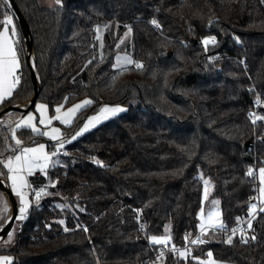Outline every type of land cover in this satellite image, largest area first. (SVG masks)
Returning <instances> with one entry per match:
<instances>
[{"label":"trees","instance_id":"16d2710c","mask_svg":"<svg viewBox=\"0 0 264 264\" xmlns=\"http://www.w3.org/2000/svg\"><path fill=\"white\" fill-rule=\"evenodd\" d=\"M14 2L30 30L36 101L51 113L92 101L64 134L102 105L128 111L66 144L46 176L30 178L46 192L32 196L12 236L0 241V256L11 264H145L161 248L149 236L168 235V247L182 250L199 235L205 243L192 244L186 259L170 251L161 264H198L209 251L222 264H264V211L248 214L259 189L253 176L264 167V123L247 119L264 101V0H62L54 8ZM6 11L17 32L20 80L0 111L34 94L23 32L0 0V28ZM105 24L98 57L97 29ZM128 27L125 50L142 67L113 69ZM207 36L216 43L205 49ZM258 111L264 116V106ZM16 136L24 146L42 139L27 128ZM247 142L251 161L244 159ZM14 147L0 127V160ZM6 174L0 164L4 181ZM206 179L211 193L202 204ZM214 200L228 230L199 234L198 212ZM4 203L0 190V208ZM249 221L243 236L225 243L226 232Z\"/></svg>","mask_w":264,"mask_h":264},{"label":"snow or ice","instance_id":"6c2138e0","mask_svg":"<svg viewBox=\"0 0 264 264\" xmlns=\"http://www.w3.org/2000/svg\"><path fill=\"white\" fill-rule=\"evenodd\" d=\"M4 6L7 8L10 5H8V0H3ZM55 3L57 5L62 4V0H55ZM151 24L155 25L156 27H159L158 22L153 19L150 21ZM3 27L0 28V101H3L5 97H9L13 94V90L16 87V85L19 83V76L17 75V70L20 68V62L17 56V51L15 48V41L12 39V37H15L17 35L16 28L13 22V17L7 13V11L4 14L3 21H2ZM9 26H11V29H9ZM127 27V26H126ZM99 31V29H97ZM132 29L131 27H128V33H131ZM216 38L214 36H207L202 39V44L205 46V49H207V46L209 44H215ZM135 63L136 68H141L142 64L136 61H133L130 57L127 55L125 56H116V63L112 65L113 69L121 68L122 65H130ZM67 99V98H66ZM260 101L257 100V103ZM92 103L91 100H85L81 104H76L71 108H68L66 111H61L62 106H57L55 108V115L50 116L48 114V108L46 105L42 103H35V110L39 113V123L41 125H51L53 120L59 121L61 124L68 125L71 122L72 117L76 113L78 109L82 107V105H87ZM124 109L120 106L115 107H109L105 106L100 109V112L92 117H89L88 120L84 123V126L79 129L71 137V139L75 140L76 137L81 135L84 131H86L90 126L94 125V123H98L101 119H107L109 116L115 115L118 112L123 111ZM249 117L252 118V123L255 124L257 120L264 119V116L255 115L251 112H249ZM35 117L31 111L27 113L26 116L22 117L21 120L17 123L16 129H12V139L15 141L18 148H20L21 140L17 138L16 131L17 129H20L22 126L31 127V130L33 133H39V129L36 127V125L33 123ZM44 136L50 137L52 141H55V150L51 153H48L45 151V144H39L37 147H23L20 148L18 152L15 153L14 156L9 157L7 160H0V164L3 165L5 169H7V181L11 184V190L12 192L18 197L19 199V208L18 212L19 215H15L14 219L22 220L24 219L25 213L27 212L29 208V199L27 194L25 193L24 189L30 187L29 182L26 180V176H30L33 174V172L36 169H39L41 173H44L47 175L46 169L49 167L50 163H54L52 161V157L56 156L59 151L64 147V144L66 141L64 139H61V131L59 128L52 127L50 131L43 132ZM247 175L252 176L253 170L249 168ZM204 199H208V190H209V181H204ZM35 191V198L37 200L40 199L42 194H45L46 192V186L40 187L39 189H32ZM259 198L260 202L264 204V167L259 168ZM203 204V200L201 201ZM217 203V202H214ZM257 209V205L250 204L248 207V214L249 216H253L254 212ZM7 206L4 205L2 208H0V215L6 213ZM139 211V210H137ZM260 211H264V208H261ZM200 230L202 234H207L208 229L211 228L214 231L215 230H221V231H227V226L224 224V222L221 220V213L219 210H210L207 214V219L205 220L203 215V209L200 213ZM237 224L240 222V217L236 218ZM60 223H63V221H60ZM79 227V225H77ZM249 227H251V222L249 221ZM65 231H68L67 228H65ZM84 231L87 232L88 229L84 228ZM232 234L235 235L237 231L241 232V235L243 236V230L239 229L238 227H234L231 229ZM8 236L11 237L12 233L9 232ZM149 242L156 244V245H167L171 242V237L168 235L165 236H149L148 237ZM188 237H185V240L187 241ZM192 244H203L205 243V240L201 237H197L194 240H191ZM225 243L231 244L232 243V236H228L227 240H225ZM173 253L179 252V256L181 258H187L191 253L190 250L185 248V250H178L175 248V245L173 244L172 248ZM163 255V253H161ZM198 261V264H217V261L213 258V253L209 251L207 253V259H200L199 257L195 258ZM11 257L4 256L0 257V264H11Z\"/></svg>","mask_w":264,"mask_h":264},{"label":"rangeland","instance_id":"374dc122","mask_svg":"<svg viewBox=\"0 0 264 264\" xmlns=\"http://www.w3.org/2000/svg\"><path fill=\"white\" fill-rule=\"evenodd\" d=\"M38 2H39V4H40L42 7H46V8H54V7H57V6H58V5L55 3V0H38ZM107 26H108V24H107V25L105 24V25H102V26L98 27V29H99V31H97V32H98V47H99V49H100V52H99V54H98V57L101 56V47H102L101 36H102V33L107 29ZM127 32H128V30L122 34V36L120 37V39H119V41H118V47H122V48H124V50L121 51V52H119L117 55H119V56H125V55H127L128 57L131 58V55L129 54V52H127V51L125 50L126 47L129 45V43L131 42V33H128L127 35H125ZM117 55H116V56H117ZM116 56H115V58H114V63H116ZM131 59H132V58H131ZM124 66H126V65H122V67H124ZM118 69H119V68H118ZM85 100H90V99L85 98V99H82V100H80V101L75 102L74 104H72V105H70V106H67V107H63V106H62L61 111H62V112H63V111H66L68 108H71V107H73V106L76 105V104H81V103H82L83 101H85ZM28 102H29V101H28ZM28 102H26V103H24V104H17V105H14V106L25 107V106L27 105ZM37 102L46 105L45 103H43V102H41V101H36L35 103H37ZM88 105H89V104H87V105H82V107L76 111V113L74 114V116H73L72 119H71L70 124H68V125H64V124H61L59 121H55V120H53V122H52L51 125L45 126V125H41V124L39 123V113L36 112V110H35V104H34L33 109L29 110V111H31V112L33 113V115H34V117H35L33 123H34V124L36 125V127L39 129V133H34V134H36V135H40V136L42 137V139H41L39 142H37V143H35V144H33V145H30V146H24L23 144H21V145H20V148H23V147H37L39 144H45V145H46V147H45V151L49 153V150L55 146L56 142H55V141H52V140L50 139V137H48V136H44V135H43V132L50 131L52 127H56V128H59V129H60V131H61V139H64V140L66 141V143L64 144V146H65L66 144H68V143H70V142H73V141L77 140L78 138H80L81 136H83L85 133H87V132H89V131H91V130L97 128V127H98L99 125H101L102 123H104V122H106V121H108V120H111V119H113V118L119 117V116L125 114V113L128 111V107H126V106H124V105H118V104H116V105H102V106L99 107L96 111H94L93 113H91V114H89L88 116H86V117L83 119V121L81 122L80 127H79L77 130H75L71 135H66V134H64V133L62 132V128H63V127L70 126V125L74 122V120L77 118L78 114H79L84 108H86ZM46 106H47V105H46ZM105 106H109V107L120 106V107H122L124 110L121 111V112H118V113L115 114V115L109 116L107 119H101L98 123H94V125L90 126V127H89L86 131H84L81 135H79L78 137H76L75 140L71 139V137H72L73 135H75V133H76L77 131H79V129L82 128V127L84 126V123L88 120L89 117H92V116L97 115V114L100 112V109H101L102 107H105ZM133 106H136V102L133 103ZM7 107H8V106H7ZM56 107H57V106L54 107V110H53V112L51 113L49 107L47 106V108H48V114H49L50 116H54V115L56 114V113H55V108H56ZM5 108H6V107H5ZM5 108H4V109H5ZM4 109H2L0 112H2ZM29 111H28V112H29ZM28 112H26V113L16 112L15 115H13V117L18 116V117H19V120H18V121H20L21 118L24 117V116H26ZM9 117H12V113L5 114V115H3V116L1 117V120H2V121L0 122V127H1V128L5 127V126L9 123V122H8V119H10ZM10 120H11V119H10ZM2 126H3V127H2ZM16 126H17V125H16ZM16 126H15V128H16ZM21 128H27V129H30V130H31V127H27V126H22ZM7 131H9V130L7 129ZM31 131H32V130H31ZM9 133H10V132H9ZM50 143L53 144V145H50L51 148L48 147V144H50ZM13 145H14L15 147L17 146L14 140H13ZM20 148L17 149V150H14V149H13L15 152L13 151V153L10 155V157H11V156H14L15 153L18 152V151L20 150ZM62 149L64 150V147H63ZM11 152H12V151H11ZM58 158H59V157H52V161H53L54 163H50V164H49V167L46 169V172H47V173H48V171H49L50 169H52L53 167H55V166L57 165ZM35 173H40L42 176H46L44 173H41V172L39 171V169H36V170L33 172V174H35ZM33 174L30 175V176H26V177H25L26 180H27L28 182H29V178H31V177L33 176ZM6 177H7V174H6L5 178H6ZM5 180H7V179H5ZM206 180L209 181L208 179H206ZM204 181H205V180H204ZM8 183L10 184L9 181H8ZM29 185H30V187L25 188V190H27V192H28V190L33 191L32 189H35V188L30 184V182H29ZM203 185H204V184H203ZM209 185H210V184H209ZM10 186H11V184H10ZM204 186H205V185H204ZM10 188H11V187H10ZM11 191H12V190H11ZM12 193H13V192H12ZM203 193H204V191H203ZM26 194H27V196H28V193H26ZM13 195H14L15 198H16L17 204L19 205V199H18V197H17L14 193H13ZM28 199H29V202H31V199L29 198V196H28ZM33 199H34V198H33ZM258 199H259V189H258V193H257V196H256V201H257V203H259V202H258V201H259ZM4 201H5L4 205L7 206V211H6V213L0 215V220H4V222H5V221L7 220V218L9 217V214H10V211H11V205L7 202V199H6L5 195H4ZM209 203H210V202H209ZM18 214H19V212H18ZM4 222H3V223H4ZM2 225H3V224H2ZM2 225H1V226H2ZM1 226H0V227H1ZM169 231H170V225L168 224V225H166V232L168 233ZM182 250H185V249H182ZM178 253H179V252H178ZM4 256H8V255H1L0 257H4ZM177 256L180 257L179 254H178ZM8 257H9V256H8ZM180 258H181V257H180ZM204 259H207V256H206V258H204ZM217 264H222V263H219V262L217 261Z\"/></svg>","mask_w":264,"mask_h":264},{"label":"water","instance_id":"95a60500","mask_svg":"<svg viewBox=\"0 0 264 264\" xmlns=\"http://www.w3.org/2000/svg\"><path fill=\"white\" fill-rule=\"evenodd\" d=\"M8 5H10L9 7L23 32L26 58H27V62L30 68L31 81L33 84L34 94L25 107H19V106H14V105L6 107L2 112H0V118L5 114L14 113V112L26 113L29 110H31L36 102L38 91H39V84L37 82L35 69H34V53H33L32 43L30 40V30H29L28 24L24 16L22 15L21 11L18 9L14 0H8ZM249 146H250V142L245 143L243 146V150L245 152L244 159L247 161H251V157L248 154ZM0 190L5 195L7 202L11 205V211H10L9 217L0 227V241H1L8 235V233L11 231L14 225V222L16 220L14 219V216L18 215V204H17L16 198L13 195L10 187L1 178H0Z\"/></svg>","mask_w":264,"mask_h":264},{"label":"built area","instance_id":"2783aa9c","mask_svg":"<svg viewBox=\"0 0 264 264\" xmlns=\"http://www.w3.org/2000/svg\"><path fill=\"white\" fill-rule=\"evenodd\" d=\"M18 76H19V74H18ZM258 100H259L260 102L254 104V105H253V109H252L250 112L253 113V114H255V115L263 116L262 114L259 113L258 109H259V107L264 106V101L261 100V99H258ZM247 119H248L250 122H252V118L249 117V113L247 114ZM1 121H2V120H1V118H0V122H1ZM8 122H9V125H12V124H13V121H11L10 119H8ZM257 122L264 123V119L257 120L256 123H257ZM17 149H19V148L17 147L16 150H17ZM54 150H55V147L51 148V149L49 150V153L53 152ZM62 155H64V150H63V149H61V150L59 151V153H58L56 156H54V157H60V156H62ZM257 171H258V170H257ZM253 179H255L256 181L259 180L258 172H256V173L254 174ZM24 191H25V193L32 194L33 196H35V191H31V190H28V192H27V190H24ZM255 205H257V209H256V210L259 211V210H260V208H259V204L256 202ZM248 225H249V223H245V224H243V225H239V226H236V227H238L239 229H242V230H243V233H244V232L246 231ZM216 231H217V230H216ZM235 235L240 236V235H241V232H240V231H237ZM235 235L232 234V231H228V232H226V237H227V238H228V236H232V237H233V236H235ZM197 237H200V236L198 235V236H196L195 238H192V240L196 239ZM191 245H192V243H191V240H190V243H189L187 246H185L183 249L187 248L188 250H190V246H191ZM199 245H200V244H195V246H199ZM170 251L173 253L172 249H170V248L168 247V244H167V245H164V244H163V245H161V248L159 249L158 254H157L153 259H147V258H146V259L144 260V263H145V264H161V263L164 262V258H165V256H166V254H167L168 252H170ZM161 253H163V255H161ZM173 254L177 255V254H178V251H177L176 253H173Z\"/></svg>","mask_w":264,"mask_h":264},{"label":"crops","instance_id":"0c3cea01","mask_svg":"<svg viewBox=\"0 0 264 264\" xmlns=\"http://www.w3.org/2000/svg\"><path fill=\"white\" fill-rule=\"evenodd\" d=\"M9 29H11V26H9ZM12 39L15 41V48H16V51H17V56H18V50H17V41H16V36L15 37H12ZM18 59H19V57H18ZM20 62V61H19ZM19 70H20V68L17 70V75L19 74ZM18 85V84H17ZM17 85H16V87L14 88V90H13V93H14V91L16 90V88H17ZM13 95V94H12ZM11 95V96H12ZM11 96H9V97H5L4 99H3V101H0V105L5 101V100H7V99H9ZM15 113L16 112H14V113H12V117H9L10 119H11V121H13V124L12 125H9V123L5 126V127H3V129H8L9 130V132H10V134H11V137H12V133H11V130L12 129H16L15 128V126L17 125V123L19 122L18 120H19V117L18 116H16V117H13V115H15ZM16 148H17V146L16 147H14V150H16ZM14 150H12V152H10L9 153V155L5 158V160H7L9 157H10V155L13 153V151ZM15 152V151H14ZM258 177H259V169H258ZM33 176H42L40 173H35V174H33ZM6 179V178H5ZM5 182H6V184L9 186V187H11L10 186V184L8 183V181L7 180H5ZM29 182H30V178H29ZM258 182H259V180H258ZM31 184V183H30ZM205 187V186H204ZM11 189V188H10ZM25 190V189H24ZM204 191V190H203ZM211 193V186L209 185V190H208V196H209V194ZM28 196H29V198L31 199V202H29V206L33 203V200H32V194H28ZM202 200H203V202H205L206 200L204 199V193H203V196H202ZM259 201V208L261 209V208H264V204H262L261 202H260V198L258 199ZM214 202H217L216 200H214V201H212V202H210V203H207V205L206 206H204L202 209H203V215H204V218H205V220L207 219V214H208V212L210 211V210H219V205H218V202L217 203H214ZM18 208H19V205H18ZM201 209V210H202ZM201 210L198 212V215H197V217H198V220H199V223H198V232H199V234H202L201 233V230H200V224H201V219H200V213H201ZM220 211V210H219ZM260 211V210H259ZM221 213V212H220ZM209 229H211V228H209ZM208 229V230H209ZM151 244H153V243H151ZM154 245H156V244H154ZM161 245H163V244H161ZM161 245H157V246H161Z\"/></svg>","mask_w":264,"mask_h":264}]
</instances>
